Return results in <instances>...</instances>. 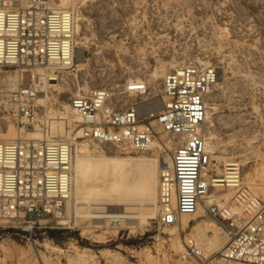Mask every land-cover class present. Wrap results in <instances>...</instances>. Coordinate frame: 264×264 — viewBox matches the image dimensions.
I'll return each mask as SVG.
<instances>
[{"label": "rangeland", "instance_id": "1", "mask_svg": "<svg viewBox=\"0 0 264 264\" xmlns=\"http://www.w3.org/2000/svg\"><path fill=\"white\" fill-rule=\"evenodd\" d=\"M44 5L75 9V63L60 73L56 86L46 85L44 103L38 101L41 94L33 100L46 105L48 115L28 127L18 124L21 113L12 95L30 84V72L17 66L0 67V141L34 139L26 130L36 128L44 141L50 135L76 138L97 154L172 156L173 146L159 125L160 147L154 150L111 148L104 152L97 143L80 138L83 123L73 107L70 137L62 136L65 123L57 113L66 110V102L74 95L130 79L146 80L158 93L161 107L165 75L177 64H202L216 76L205 124L212 151L210 173L223 178L226 165L238 162L243 188L264 202V0H48ZM160 185L156 217L136 219L134 228L121 220L96 222L88 212L139 211L136 206L76 205L72 197L67 212L70 221L65 225L54 222L52 227L27 233L0 219V264H189L181 256L185 236L196 238L205 253L217 250L208 243L210 236L200 222L220 226L207 207H235L232 200L237 190L212 185L201 200L202 216L189 218L183 228L182 219L178 225L161 222ZM77 206L81 207L78 212ZM151 211L149 205L143 209ZM236 211L241 213L239 208ZM221 236L226 242L223 231ZM179 240L182 249L176 247Z\"/></svg>", "mask_w": 264, "mask_h": 264}, {"label": "built area", "instance_id": "2", "mask_svg": "<svg viewBox=\"0 0 264 264\" xmlns=\"http://www.w3.org/2000/svg\"><path fill=\"white\" fill-rule=\"evenodd\" d=\"M23 1L0 0V67L30 72V84L12 95L21 113L18 124L28 127L48 115L47 106L33 100L74 66L77 14L74 8L50 10L41 0H26L22 5ZM215 77V71L202 64L169 71L161 107L158 93L143 79L92 87L70 99L83 123L80 138L97 143L104 152L150 150L159 139L157 125L167 134L173 148L172 165L161 175L164 225H178L184 215H194L211 186L218 184L215 180L220 177L210 173L212 151L205 133ZM75 153L76 138L0 141V219L27 233L52 227L54 222L67 224ZM227 175L233 176L232 181L221 186L237 190L232 204L241 213L231 211L229 204L210 205L208 213L217 218L226 245L205 253L196 238L185 236L181 256L189 264H264V202L243 188L238 162L226 165Z\"/></svg>", "mask_w": 264, "mask_h": 264}, {"label": "bare ground", "instance_id": "3", "mask_svg": "<svg viewBox=\"0 0 264 264\" xmlns=\"http://www.w3.org/2000/svg\"><path fill=\"white\" fill-rule=\"evenodd\" d=\"M43 4H47L48 0H41ZM73 2V0H71ZM50 10H59L66 7H47ZM184 66L177 64L176 67ZM21 75V74H20ZM19 75V76H20ZM10 76L14 77V74ZM16 78V77H15ZM52 79H56L53 77ZM58 83L56 80L50 82V86H56ZM21 89V87L19 88ZM18 89V90H19ZM16 90V91H18ZM15 92V91H14ZM48 99L46 94H41L38 101L45 102ZM164 100V98H163ZM161 102V101H160ZM147 104V103H146ZM66 110L64 112H58L59 118L62 119L64 126L63 135L64 137L71 136V122L74 121V117L70 113L72 105L70 102H66ZM145 105V104H143ZM80 117V116H79ZM78 118V117H77ZM208 116H206V119ZM31 119V118H30ZM31 138L37 139L42 138L39 136V132L35 129L26 130ZM82 136V128L78 132ZM60 135V137H61ZM56 135H52V137ZM46 138L45 141H60L64 140L62 138ZM73 139V138H69ZM43 140V138H42ZM171 143V142H170ZM76 142V148H77ZM173 146V144H172ZM160 147L157 139L154 140L150 150ZM209 147V145H208ZM78 154L75 153L74 162V189L72 192V198L75 199L76 205L81 202L87 204L96 203L101 205H117V206H136L139 211H129V210H96L89 211L88 214L92 217L97 218L96 222H102L103 218H107L112 221H127L131 227H136V219L141 218H155L157 215V205L159 202V185H160V175L159 170L164 171L165 169L171 167L172 156L167 154L164 158H158L157 156H117L105 153H94L92 149L89 148L87 143L78 144ZM228 165V164H227ZM229 174V173H227ZM233 176L227 175L226 178L216 179L218 183L217 186H221L222 182H231ZM207 197V196H206ZM71 200V198H70ZM69 200V201H70ZM151 206L152 211L150 213L143 212L145 206ZM200 206L194 215H184L182 219L183 228L189 225V218L201 217ZM78 209L81 207L77 206ZM95 208H97L95 206ZM100 208V206H99ZM135 208V207H134ZM132 209V208H130ZM238 207H232L231 211L238 213L236 211ZM208 211V207H207ZM104 222V221H103ZM200 227H204L209 236L210 240L208 243L216 247V251H220L226 245V242L221 236L223 229L216 223L202 224L200 222ZM136 224V226H135ZM202 231V229H200ZM184 245V244H183ZM176 247L182 249V244L180 240ZM184 247V246H183Z\"/></svg>", "mask_w": 264, "mask_h": 264}]
</instances>
